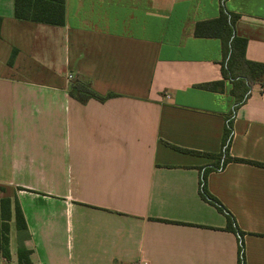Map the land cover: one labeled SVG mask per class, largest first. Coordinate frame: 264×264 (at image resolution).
<instances>
[{
    "label": "crops",
    "instance_id": "0c3cea01",
    "mask_svg": "<svg viewBox=\"0 0 264 264\" xmlns=\"http://www.w3.org/2000/svg\"><path fill=\"white\" fill-rule=\"evenodd\" d=\"M225 8L246 59L264 64V0ZM220 11L221 0H65L55 26L0 0V186L12 200L0 264H24L16 203L30 264H238L237 236L199 193L235 102L221 40L195 35ZM80 80L114 96L81 103ZM229 155L264 165V76L235 114ZM206 187L244 232L246 264H264V167L229 162Z\"/></svg>",
    "mask_w": 264,
    "mask_h": 264
},
{
    "label": "trees",
    "instance_id": "16d2710c",
    "mask_svg": "<svg viewBox=\"0 0 264 264\" xmlns=\"http://www.w3.org/2000/svg\"><path fill=\"white\" fill-rule=\"evenodd\" d=\"M225 1L221 0L220 16L217 19L200 22L196 25L195 35L198 37H214L222 42L224 59L222 73L225 80H229L233 88L231 94L235 98L233 108L225 119L222 139V150L219 154H204L214 160L211 165L200 169L199 193L203 200L214 206L227 220V230L233 232L239 241L238 264H246L242 232L233 215L209 193L206 187L207 175L213 171H222L229 162L251 163L264 167L256 162H249L229 155L233 137V121L239 107L250 96V90L257 80L264 76V64L248 61L245 57L246 39L235 35V22L239 15L229 12L225 8ZM15 18L48 25L62 26L65 23V0H15ZM2 18H0L1 31ZM222 82L207 83L198 87L207 90H219ZM71 95L81 103L90 99L106 101L112 94L102 96L96 93L91 83L86 80L76 81L71 86ZM192 152V151H185ZM193 153V152H192ZM197 154V153H196ZM3 188L0 186V252L6 259L10 258V222L12 219V200L2 197ZM15 223L18 231V258L21 263L30 264V251L25 248L24 241L28 237V228L23 212L18 203L15 207Z\"/></svg>",
    "mask_w": 264,
    "mask_h": 264
},
{
    "label": "built area",
    "instance_id": "2783aa9c",
    "mask_svg": "<svg viewBox=\"0 0 264 264\" xmlns=\"http://www.w3.org/2000/svg\"><path fill=\"white\" fill-rule=\"evenodd\" d=\"M69 80H71L72 78H73V76L72 75H68V77H67Z\"/></svg>",
    "mask_w": 264,
    "mask_h": 264
}]
</instances>
